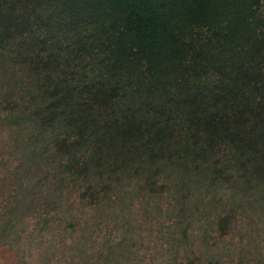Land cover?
I'll return each instance as SVG.
<instances>
[{"label":"trees","instance_id":"trees-1","mask_svg":"<svg viewBox=\"0 0 264 264\" xmlns=\"http://www.w3.org/2000/svg\"><path fill=\"white\" fill-rule=\"evenodd\" d=\"M220 1L0 0V119L21 139L24 190L0 238L41 197L95 204L90 183H105L162 214L172 193L166 232L197 249L190 264H264L214 252L264 217V16L259 0Z\"/></svg>","mask_w":264,"mask_h":264},{"label":"rangeland","instance_id":"rangeland-1","mask_svg":"<svg viewBox=\"0 0 264 264\" xmlns=\"http://www.w3.org/2000/svg\"><path fill=\"white\" fill-rule=\"evenodd\" d=\"M216 2L220 4L216 13H220L222 1ZM258 4L259 14L264 16V0ZM205 30L199 32L202 37L208 36ZM17 145L21 146V139L0 119V223L5 220L6 205L24 195L19 176L22 152ZM91 185L100 190L101 202H90L92 192L82 199L78 193L64 206L41 197L36 209L30 211L33 219L18 220L16 233L0 238V264H172L175 259L190 264L187 258L194 257L197 249L176 250V241L166 232L175 217L172 193L163 194L158 203L162 214L156 212L153 202H145L140 192L123 199L120 185L104 187L103 183L100 189ZM45 213L56 215L46 228L43 217L39 218ZM231 233L216 242L215 254L231 258L243 251L247 257H264V217L248 215Z\"/></svg>","mask_w":264,"mask_h":264}]
</instances>
